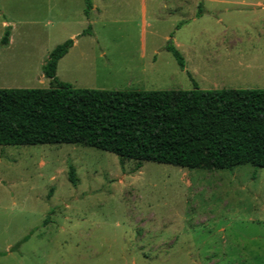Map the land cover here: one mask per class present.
Here are the masks:
<instances>
[{"label":"rangeland","instance_id":"374dc122","mask_svg":"<svg viewBox=\"0 0 264 264\" xmlns=\"http://www.w3.org/2000/svg\"><path fill=\"white\" fill-rule=\"evenodd\" d=\"M92 3L0 0V88L54 85L42 65L68 39L56 75L73 87L264 88V0ZM0 264H264V168L0 146Z\"/></svg>","mask_w":264,"mask_h":264},{"label":"trees","instance_id":"16d2710c","mask_svg":"<svg viewBox=\"0 0 264 264\" xmlns=\"http://www.w3.org/2000/svg\"><path fill=\"white\" fill-rule=\"evenodd\" d=\"M85 4L88 15L92 0ZM9 36L8 27L1 43L8 44ZM73 44L56 45L45 59L42 73L51 87L0 88V146L82 144L138 167L153 161L206 170L264 168V88H77L56 75ZM166 49L184 68L180 51L173 44Z\"/></svg>","mask_w":264,"mask_h":264},{"label":"crops","instance_id":"0c3cea01","mask_svg":"<svg viewBox=\"0 0 264 264\" xmlns=\"http://www.w3.org/2000/svg\"><path fill=\"white\" fill-rule=\"evenodd\" d=\"M74 43H75V42H74ZM63 57H64V56H63ZM61 59H62V58H61ZM61 59H60V60H61ZM42 75H43V73H42ZM43 76H44V75H43Z\"/></svg>","mask_w":264,"mask_h":264}]
</instances>
